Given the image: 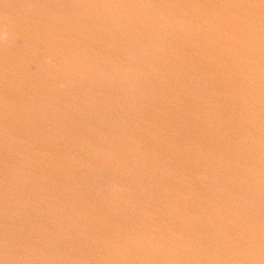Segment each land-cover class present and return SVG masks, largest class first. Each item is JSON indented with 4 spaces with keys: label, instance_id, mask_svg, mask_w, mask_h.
Wrapping results in <instances>:
<instances>
[{
    "label": "water",
    "instance_id": "1",
    "mask_svg": "<svg viewBox=\"0 0 264 264\" xmlns=\"http://www.w3.org/2000/svg\"><path fill=\"white\" fill-rule=\"evenodd\" d=\"M0 264H264V0H0Z\"/></svg>",
    "mask_w": 264,
    "mask_h": 264
}]
</instances>
